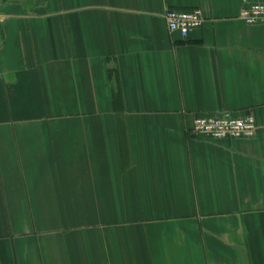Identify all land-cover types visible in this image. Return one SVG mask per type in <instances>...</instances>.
I'll return each instance as SVG.
<instances>
[{
	"label": "crops",
	"instance_id": "1",
	"mask_svg": "<svg viewBox=\"0 0 264 264\" xmlns=\"http://www.w3.org/2000/svg\"><path fill=\"white\" fill-rule=\"evenodd\" d=\"M255 2L0 0V264H264ZM227 110L253 138L191 135Z\"/></svg>",
	"mask_w": 264,
	"mask_h": 264
},
{
	"label": "built area",
	"instance_id": "2",
	"mask_svg": "<svg viewBox=\"0 0 264 264\" xmlns=\"http://www.w3.org/2000/svg\"><path fill=\"white\" fill-rule=\"evenodd\" d=\"M240 18L250 25L264 23V2H255L245 7L240 13ZM165 20L171 33H178L187 40L194 30L204 25L205 15L203 10L197 7L169 8L165 12ZM257 128L258 123L253 114H239L227 110L196 118L191 135L213 140L248 139L254 137Z\"/></svg>",
	"mask_w": 264,
	"mask_h": 264
},
{
	"label": "rangeland",
	"instance_id": "3",
	"mask_svg": "<svg viewBox=\"0 0 264 264\" xmlns=\"http://www.w3.org/2000/svg\"><path fill=\"white\" fill-rule=\"evenodd\" d=\"M253 138V137H252ZM248 139H251V138H248Z\"/></svg>",
	"mask_w": 264,
	"mask_h": 264
}]
</instances>
